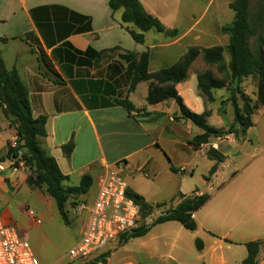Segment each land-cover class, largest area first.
<instances>
[{"label":"crops","instance_id":"0c3cea01","mask_svg":"<svg viewBox=\"0 0 264 264\" xmlns=\"http://www.w3.org/2000/svg\"><path fill=\"white\" fill-rule=\"evenodd\" d=\"M138 1L166 29L177 30L179 35L169 37L149 30L144 33L143 43H137L127 29L138 30L132 24L122 23V10L112 12L108 0H0V39H6L0 40V56L8 70L17 71L27 89L32 117H46V137L41 145L68 178L65 186H77L80 178L89 174L92 185L82 198L90 192L96 197L108 172L117 163L125 162L121 175L127 189L154 208L161 205L156 208L159 215L176 207L180 194H208L206 203L192 215L196 230L189 231L193 243L195 239L203 243L202 249L197 251L198 258L202 264H241L247 255L244 244L264 241V155L257 162L230 173L226 179L228 173L222 174V170L236 167L241 160L240 156L233 159L234 153L221 149L222 143H236L233 138L211 137L208 144L192 149L189 141L202 130L188 120L173 119L179 117V111L172 99L149 105L146 102L148 82H139L128 92L133 69L124 59L128 52L137 55L148 52V72L154 73L176 63L190 47L221 46L217 45L221 38L226 37L228 42V36L221 34L220 29L233 20L229 5L234 0ZM27 34L35 38L53 66L55 77L44 76L39 70L37 54L32 51L35 46L27 40ZM206 69L198 57L184 81L167 83L160 88L163 91L174 88L186 106L199 115L211 114V105H218V113L228 92L215 90L213 101H205L196 76ZM186 85L202 104L200 109H195L185 99L180 88ZM138 88L143 91L139 103L134 99ZM126 97L140 112L129 115L124 108L114 105V99ZM223 105V113H226L230 103ZM10 121L0 109V158H4L17 138ZM251 131L253 127L245 133L247 142ZM251 134L255 137L254 132ZM70 140L74 147L67 157L61 147ZM210 148L225 159L218 164L216 172L204 180L215 165L206 155ZM191 153L203 162L201 187H191L185 182L184 174L191 172L193 177V167L197 168L200 162ZM13 162L6 159L1 163L2 220H6L9 209L20 206L17 195L22 192L27 195L34 192V197L43 205L52 203L44 188L30 189L26 185L29 171L23 163L18 162L19 168H15ZM87 221L88 215L82 226ZM176 223L159 225L174 228L181 237H189L184 232L187 230ZM257 264H264V260Z\"/></svg>","mask_w":264,"mask_h":264},{"label":"trees","instance_id":"16d2710c","mask_svg":"<svg viewBox=\"0 0 264 264\" xmlns=\"http://www.w3.org/2000/svg\"><path fill=\"white\" fill-rule=\"evenodd\" d=\"M251 0H234L229 8L233 12V20L228 25L221 27L220 32L228 36L225 46H214L211 48L190 47L187 52L174 64L162 68L157 72L149 73L148 64L150 55L144 52L140 55L128 52L124 59L129 62L133 69V78L130 81L128 92H132L139 82H148L146 102L149 105L158 104L172 99L178 107L179 117H174L175 121L184 119L202 130V133L194 136L189 145L194 150L208 144L211 137H223L231 135L235 141L245 138L246 131L253 127L252 117L255 111L264 105V6L250 7ZM108 6L112 12L122 10L121 22L132 24L138 32L128 30L131 38L137 43H143L144 33L154 30L169 37H177V30H168L154 16L148 14L138 0H108ZM33 48V53L37 54L39 70L44 76H56L53 66L46 55L36 44L32 34L26 35ZM254 39V47L250 41ZM6 41V39H0ZM106 52V51H104ZM103 52V53H104ZM228 55V63L224 62V54ZM201 57L202 62L207 67L206 70L197 74L196 81L202 97L207 103L213 101L212 92L226 89L228 98L222 103H230L233 107V121L227 130L209 127L206 123L210 114L199 115L191 111L184 103L182 97L174 89L163 91L160 86L172 83L178 84L184 81L187 71L192 63ZM215 67L216 77L210 70ZM246 78L255 79L257 91L254 102L243 91L242 83ZM241 100V107L238 106ZM114 105L124 108L129 115L132 112H140L128 98L114 99ZM0 109L3 115L11 118L10 125L15 127L17 135V147L9 146L4 158H0V164L6 159L13 160V166L18 167V162H22L29 171L26 177V185L30 189L44 188L46 194L54 202L59 216L65 225H68L66 204L69 201H77L87 194L92 178L89 174H84L77 186L67 187L64 185L68 179L64 176L55 159L41 145V140L46 137V117H32L31 106L28 99V92L15 69L8 70L0 56ZM135 120L138 122L136 116ZM74 144L70 140L61 147L63 153L69 157ZM206 155L208 159L215 161L209 171V176L213 175L225 157L217 150L210 148ZM175 171L174 169H172ZM126 194L133 199L140 208L142 216H145L154 206L147 204L144 199L127 189ZM180 202L174 208L168 209L157 216L150 225L140 227L129 235L122 236L119 245L125 244L128 240L145 236L154 226L166 222H177L185 230L193 232L197 225L193 220V213L200 209L209 199L208 194L191 196L179 195ZM161 205L155 206L159 208ZM195 247L200 251L203 243L200 239H195ZM247 255L241 264H257L261 250H264V241H251L244 244Z\"/></svg>","mask_w":264,"mask_h":264},{"label":"rangeland","instance_id":"374dc122","mask_svg":"<svg viewBox=\"0 0 264 264\" xmlns=\"http://www.w3.org/2000/svg\"><path fill=\"white\" fill-rule=\"evenodd\" d=\"M260 5L264 6V0H251L250 7L252 9ZM151 32L156 33L154 30ZM250 43L254 47V39H251ZM226 44V37L221 38V41L217 43V45L221 46H225ZM228 60V55L225 53V64ZM210 70L216 77H219L214 67H211ZM241 86L244 93L254 102L257 91L256 80L246 78L243 80ZM180 89L192 107L195 109L201 108L202 104L187 89V85ZM142 95V89L138 88L137 93L134 95L137 103L141 101ZM241 105V100H238V106L241 107ZM211 108L213 111L207 118V125L216 129L227 130L233 121L232 105L226 106V113H223V108H225L223 103H221L218 113V105H211ZM252 122H254L253 131L250 132L251 138H248V142L246 138L241 141H235L229 135L236 143L221 144L223 151L234 153L233 159L236 155L240 156L241 159L236 167L222 170V174L228 173L226 179L230 176V173H233L235 170H241L242 167H245L249 163L257 162L264 155V105L255 111ZM252 132H254L255 137H258V140L252 136ZM194 154L191 153V156L200 161L198 155ZM203 168V162H198L197 168L193 167L195 169L193 177L190 175L191 172L184 174L185 182L191 187H201L203 183L201 171ZM34 194V192H31L27 195L22 192L17 195V204L20 206L9 209L6 220H9L16 227L20 238L29 243L40 264L65 262V254L79 239L83 228L82 224L88 215L87 209H82L81 207L92 205L95 194L90 192L84 198L80 197L77 201L71 200L66 204L68 225L64 224L58 214L54 201L50 197L49 199L52 203L48 206L41 204L39 198H35ZM14 201L16 202V200ZM28 206L30 212H27ZM157 211L156 208H152L145 216L141 215L139 228L148 226L159 215ZM31 215L34 216L37 223L33 222ZM176 225L179 226L178 223ZM184 232L189 237L179 236L174 228L165 229L162 225L155 226L151 232L143 237L130 239L122 245H119V241L114 242L105 248L103 251L105 253L104 256L98 257L88 264H202L198 258V250L193 243V239H191V233L189 231ZM263 251L261 250L259 253L258 262L264 260Z\"/></svg>","mask_w":264,"mask_h":264},{"label":"built area","instance_id":"2783aa9c","mask_svg":"<svg viewBox=\"0 0 264 264\" xmlns=\"http://www.w3.org/2000/svg\"><path fill=\"white\" fill-rule=\"evenodd\" d=\"M11 147H17V138L13 140ZM125 166V162L117 163L102 180L92 205L81 207L87 209L88 221L83 226L79 239L65 254V262L52 264L93 262L104 256L106 247L139 228L140 208L127 196V186L121 175ZM2 170L3 165L0 164V171ZM0 264H40L29 243L20 238L16 227L9 220L2 219Z\"/></svg>","mask_w":264,"mask_h":264}]
</instances>
